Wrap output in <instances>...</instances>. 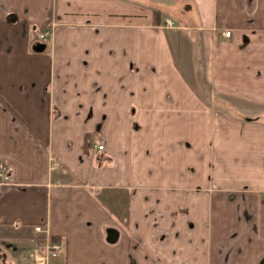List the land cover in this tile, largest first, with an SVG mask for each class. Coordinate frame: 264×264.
<instances>
[{"label": "crops", "instance_id": "crops-1", "mask_svg": "<svg viewBox=\"0 0 264 264\" xmlns=\"http://www.w3.org/2000/svg\"><path fill=\"white\" fill-rule=\"evenodd\" d=\"M215 98L264 110V0H0V264L35 227L55 264H264V126L211 131Z\"/></svg>", "mask_w": 264, "mask_h": 264}, {"label": "rangeland", "instance_id": "rangeland-1", "mask_svg": "<svg viewBox=\"0 0 264 264\" xmlns=\"http://www.w3.org/2000/svg\"><path fill=\"white\" fill-rule=\"evenodd\" d=\"M238 103L239 102H236V103H233V102H231V103L230 102H222V101H219L218 98L213 99V101L210 102V110H211V117L212 118H210V121H209V123H210L209 129H211V131H214V130H216L217 128L220 127L221 119L220 118H214L213 113L223 114L224 117H227V118H229L231 120L240 121L242 123H245V120L250 119L251 120V124L264 126V110L257 109L258 111H255L256 109L252 108V107H248V108L245 107V110H243L244 107H242V106L240 107V105H242V104L239 103L240 104L239 105ZM218 119H220V120H218ZM162 120H164V119H162ZM181 120H183V119L182 118H178V120L175 121V124L178 125L177 128H179L181 125H183V127H185L186 125L192 126V122L191 121L187 120L186 121L187 123L183 122V124H182ZM172 122H173L172 125H174V120H172ZM135 125H137V124L134 122L133 123V128L134 129H135ZM194 125L195 126H201L202 125L201 119L195 117L193 126ZM198 131L200 132V134L198 136L200 138V142L196 143L192 150L189 149L190 141H188V140L187 141H182L184 143L183 148L188 150L189 157H188V153L185 156V157H188V159L190 157L194 156V154H195V157H196V155L198 154L196 152H199V153L201 152V147H202V144H203L202 136L203 135L205 136V134H204L205 127L199 128ZM176 136H178L179 138H182V137L190 138L191 137L190 134L188 136L186 135L185 129L180 131L179 134H177ZM212 147L213 146L210 145L211 151H213ZM180 153H181V147L179 148L177 154L180 155ZM206 157L207 156H204L203 154H201L199 160L205 159ZM211 157H209V161H210L209 175H207L206 170L205 171L199 170V173H198V171H196V172L194 171V173L191 176L190 181H188L189 183L186 182V183H184V185L187 184L188 187H192V188H194V190H198V189H200L203 186L204 183L208 182V180L210 181L209 184H212L214 182L216 177L214 178V180H212L213 179L212 173L220 165V164H218V161L221 158L220 157H215V158H213L214 161H212ZM194 160H197V159H194ZM198 168H201V167L200 166H196L195 167V169H198ZM216 175H217V172H216ZM228 182L231 185H233V186L236 185L234 179H232V178H231V181L229 180ZM186 215H187L186 213H185V215H183V213L181 212V213H178L177 217H180V218L184 217L186 219L187 223H188L189 230L190 231H194L196 225L193 228V224H195V222H197V220L193 219V217H196V216H192L191 215L192 217H188ZM191 236L193 237V234ZM38 250L40 251V253H38V254L41 255V254L44 253L42 251L43 250V245L40 244V243H39ZM0 251H1L2 254L6 255L5 246H4L3 243H0ZM53 262H54V260L51 262V264H55Z\"/></svg>", "mask_w": 264, "mask_h": 264}, {"label": "built area", "instance_id": "built-area-1", "mask_svg": "<svg viewBox=\"0 0 264 264\" xmlns=\"http://www.w3.org/2000/svg\"><path fill=\"white\" fill-rule=\"evenodd\" d=\"M166 26L168 29L171 28V23L169 21L166 22ZM224 36L229 38L230 37V32L225 31ZM52 37V28L49 29L48 31H45L40 35V41L43 43H49ZM95 147L97 149V152H103L105 151V147L103 144H100L98 142H95ZM94 147V148H95ZM59 167L58 160L51 157L50 159V170L55 171ZM0 177H1V183L7 184L9 183L10 179L7 175H4L2 172V168H0ZM34 233L35 234H44L45 235V247H44V253L43 254H34L31 255L30 258L34 261V264H51L53 260L57 258V254L61 249V246L59 244H51L50 239L48 237V232L41 227H35L34 228Z\"/></svg>", "mask_w": 264, "mask_h": 264}, {"label": "water", "instance_id": "water-1", "mask_svg": "<svg viewBox=\"0 0 264 264\" xmlns=\"http://www.w3.org/2000/svg\"><path fill=\"white\" fill-rule=\"evenodd\" d=\"M116 238H117V235L115 233L109 232L108 239L111 240V242H114Z\"/></svg>", "mask_w": 264, "mask_h": 264}, {"label": "trees", "instance_id": "trees-1", "mask_svg": "<svg viewBox=\"0 0 264 264\" xmlns=\"http://www.w3.org/2000/svg\"><path fill=\"white\" fill-rule=\"evenodd\" d=\"M43 30H45V28H43ZM50 243L51 244H60V239H58V238H51L50 239Z\"/></svg>", "mask_w": 264, "mask_h": 264}]
</instances>
